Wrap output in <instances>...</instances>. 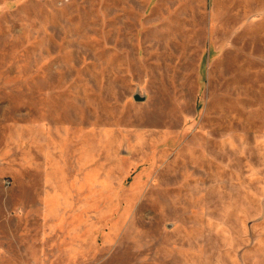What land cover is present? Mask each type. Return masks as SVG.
Returning <instances> with one entry per match:
<instances>
[{"label": "rangeland", "instance_id": "1", "mask_svg": "<svg viewBox=\"0 0 264 264\" xmlns=\"http://www.w3.org/2000/svg\"><path fill=\"white\" fill-rule=\"evenodd\" d=\"M0 264H264V0H0Z\"/></svg>", "mask_w": 264, "mask_h": 264}, {"label": "water", "instance_id": "2", "mask_svg": "<svg viewBox=\"0 0 264 264\" xmlns=\"http://www.w3.org/2000/svg\"><path fill=\"white\" fill-rule=\"evenodd\" d=\"M141 98H139L137 95L135 96V100H140Z\"/></svg>", "mask_w": 264, "mask_h": 264}]
</instances>
